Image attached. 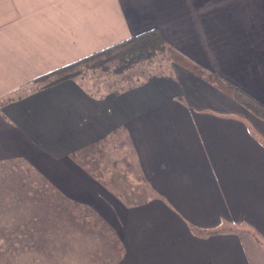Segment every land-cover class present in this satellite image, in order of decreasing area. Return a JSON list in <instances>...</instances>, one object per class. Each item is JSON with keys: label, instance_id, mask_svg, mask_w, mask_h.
<instances>
[{"label": "crops", "instance_id": "obj_1", "mask_svg": "<svg viewBox=\"0 0 264 264\" xmlns=\"http://www.w3.org/2000/svg\"><path fill=\"white\" fill-rule=\"evenodd\" d=\"M153 28L264 103V0H0V165L92 210L121 244L114 264H264V120L173 63L101 96L31 83ZM119 135L150 193L137 203L81 161Z\"/></svg>", "mask_w": 264, "mask_h": 264}, {"label": "trees", "instance_id": "obj_2", "mask_svg": "<svg viewBox=\"0 0 264 264\" xmlns=\"http://www.w3.org/2000/svg\"><path fill=\"white\" fill-rule=\"evenodd\" d=\"M169 63L176 64L204 78L215 88L264 120V103L219 73L206 69L199 62L179 51L156 28L94 51L72 63L36 77L31 83L36 84V88H45L64 80H75L79 75L86 77L88 73L94 76L102 74L100 78L103 79L101 84L103 89L99 84H95V90L92 91L79 82L88 94L101 96L108 92L119 93L137 85L151 75L163 74ZM9 100L11 98L0 99V106ZM5 169V167L0 168V217L8 218L12 212H15V216H17V212H26L21 223L16 222L11 227H0V241L3 242L1 247L4 248L1 253H7L10 259L18 260L19 256L27 254L30 256L29 264H45L46 261H50L56 251L55 248L58 247L55 243L56 234L61 233V231L52 232V229L55 228L52 224H56L62 214L66 215V220L68 219L76 226L86 225L88 222H96V220L101 224L92 210L67 199L50 185L47 186L50 188L48 191L56 199V203L54 202V206L50 208L44 206L42 198L50 196L48 191L46 193L43 188L36 187L38 185H34L30 180H25V182L17 179L13 176V171L10 173L14 178L8 177L7 173L9 172ZM38 184L40 185V183ZM34 200L40 201V205L35 204L32 207L31 202ZM56 204H60L62 208H58ZM24 205L26 208L20 209ZM62 209L63 211H61ZM64 249H66V244H62L58 250L63 251ZM54 264L56 263L54 262Z\"/></svg>", "mask_w": 264, "mask_h": 264}, {"label": "rangeland", "instance_id": "obj_3", "mask_svg": "<svg viewBox=\"0 0 264 264\" xmlns=\"http://www.w3.org/2000/svg\"><path fill=\"white\" fill-rule=\"evenodd\" d=\"M156 64L154 65L156 66ZM101 75L102 74H98L94 76L88 73L86 77H82L79 75L76 77L75 80L78 82H82L86 87H89L90 90L94 91L95 84H99L101 89L104 88L101 85L103 81V79L100 78ZM35 85L36 84H34V86ZM24 89L25 88H23L22 90ZM22 90H19L16 93H21ZM123 148L126 149V153H129V149L127 150L128 146L125 142L124 136H113L110 137L106 142H104L101 148L102 152L101 150H95V152L94 150H91L84 154L86 155V158H83L82 156V158H80L82 162L87 161V159L90 158V164L92 163L91 160L95 158L97 162L93 163V168L96 167V165H98L99 163H102L99 165L100 167L97 169L96 173L100 170V168L102 171L105 170L104 172H107V175L100 173L101 171L97 174L101 175L103 178H106L105 181L106 183H108L112 191L116 192L117 194H120L122 196V199L125 198L127 201L137 203L141 201L143 199V196H146L149 192H146L145 184H143L136 178L139 176L137 175V172H135L137 168L136 164H134L133 161L134 155L132 153H129L127 155L133 163L129 164V167L131 168H128L125 174L118 173V169L114 170L111 165L112 161L117 159L115 158V152L119 153L121 149L123 151ZM1 167H5V171L9 172L7 173L9 174L8 177H12V174L10 172L13 171V176L17 179H20L22 181L30 180V182H32L34 185H38L36 187L43 188V190H46V193L50 189L47 187L48 183L46 181H42L40 179V176L36 173H33L30 170H26V167L23 164H20L18 162H12L0 165V168ZM27 171L30 173H28ZM113 172H116V174L113 175ZM38 183H40V185ZM48 192L50 195L51 192ZM42 199L44 200L42 204L49 208L54 206V202L56 203V199H54L51 195L47 198ZM34 201L31 202L32 207L35 204L40 205V201ZM56 205L58 206V208H62L60 204ZM24 206L20 209L24 210L26 208V206ZM55 208L57 207L55 206ZM61 211H63V209ZM14 214L15 212H12L11 215L8 216V218L5 216H1L0 227H11L16 222L21 223L24 220L23 218L26 216V212H17V216H15ZM64 214H66V212H64ZM66 225L68 226L67 230ZM52 226L55 227V230L52 229V232L57 233V231H61V233L56 234L55 243L58 247L55 248L56 251H54V256H52L53 258L50 261H46L45 264H54V262L56 264H114L115 259H117V257H119L122 253L121 244L118 241L116 235H114L112 230H110L107 226H103L97 220L96 222L90 221L86 225L76 226L70 223L68 219L66 220V215L63 216L62 214L60 216V220L58 219L56 221V224H52ZM62 226H64L63 229ZM61 243L66 244V249H64L63 251L58 250L62 246ZM2 245L3 242L0 241V264H25V262L26 264H29V255L23 254L19 256L18 260H12L7 256V253H1L2 249H4L3 247H1Z\"/></svg>", "mask_w": 264, "mask_h": 264}]
</instances>
